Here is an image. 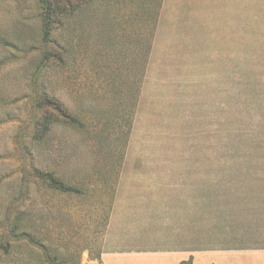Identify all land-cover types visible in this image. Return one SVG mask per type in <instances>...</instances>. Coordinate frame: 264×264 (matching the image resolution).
<instances>
[{
	"label": "rangeland",
	"instance_id": "rangeland-1",
	"mask_svg": "<svg viewBox=\"0 0 264 264\" xmlns=\"http://www.w3.org/2000/svg\"><path fill=\"white\" fill-rule=\"evenodd\" d=\"M53 1L0 0V264L264 247V0Z\"/></svg>",
	"mask_w": 264,
	"mask_h": 264
},
{
	"label": "crops",
	"instance_id": "crops-1",
	"mask_svg": "<svg viewBox=\"0 0 264 264\" xmlns=\"http://www.w3.org/2000/svg\"><path fill=\"white\" fill-rule=\"evenodd\" d=\"M149 177L150 175L147 176V178ZM132 187H118V193L113 204V213L110 217L111 223L118 224L123 217V213L129 215L137 211H164L166 205L169 208H174L179 202L182 204V200L179 197L176 199H165L164 193L148 196L143 194V191L139 190L135 185ZM130 191L132 194H128ZM176 192V196H179V190ZM197 200L196 198V205L198 203ZM192 205L195 208L194 202ZM197 211L198 207H196ZM174 241L176 243L174 245L157 247V249L138 246L131 248L114 246L102 252V264H264V247H179L178 241ZM181 244L184 243L181 242Z\"/></svg>",
	"mask_w": 264,
	"mask_h": 264
},
{
	"label": "trees",
	"instance_id": "trees-1",
	"mask_svg": "<svg viewBox=\"0 0 264 264\" xmlns=\"http://www.w3.org/2000/svg\"><path fill=\"white\" fill-rule=\"evenodd\" d=\"M44 2H45L46 7L44 9V14H43L44 16L43 32H44V36L47 38L52 32V29H53L52 24H53L54 19L55 21L59 19L62 20V18L67 14V9H65V7L62 8L61 3L59 1L44 0ZM73 2H79V0L69 1L68 4H73ZM52 3L54 4V6ZM50 179H51V184L53 187L61 188L64 191H75L76 190V187L74 186H69V185H65L64 183L58 182L55 177H51Z\"/></svg>",
	"mask_w": 264,
	"mask_h": 264
}]
</instances>
